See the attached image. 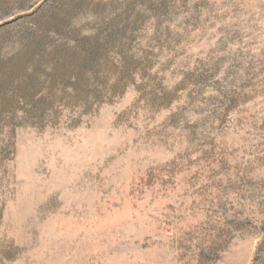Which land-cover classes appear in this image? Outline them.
Here are the masks:
<instances>
[{
	"label": "rangeland",
	"instance_id": "rangeland-1",
	"mask_svg": "<svg viewBox=\"0 0 264 264\" xmlns=\"http://www.w3.org/2000/svg\"><path fill=\"white\" fill-rule=\"evenodd\" d=\"M0 264H264V0H0Z\"/></svg>",
	"mask_w": 264,
	"mask_h": 264
}]
</instances>
